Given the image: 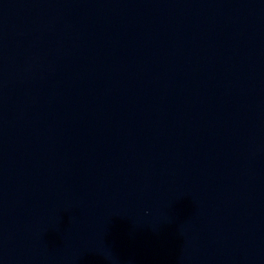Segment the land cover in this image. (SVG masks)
Segmentation results:
<instances>
[{
    "label": "water",
    "instance_id": "obj_1",
    "mask_svg": "<svg viewBox=\"0 0 264 264\" xmlns=\"http://www.w3.org/2000/svg\"><path fill=\"white\" fill-rule=\"evenodd\" d=\"M0 264H264V0H0Z\"/></svg>",
    "mask_w": 264,
    "mask_h": 264
}]
</instances>
